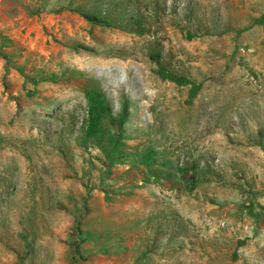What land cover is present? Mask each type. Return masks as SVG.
<instances>
[{"label":"rangeland","instance_id":"rangeland-1","mask_svg":"<svg viewBox=\"0 0 264 264\" xmlns=\"http://www.w3.org/2000/svg\"><path fill=\"white\" fill-rule=\"evenodd\" d=\"M0 264H264V0H0Z\"/></svg>","mask_w":264,"mask_h":264},{"label":"trees","instance_id":"trees-1","mask_svg":"<svg viewBox=\"0 0 264 264\" xmlns=\"http://www.w3.org/2000/svg\"><path fill=\"white\" fill-rule=\"evenodd\" d=\"M80 14L86 19L88 20L89 22H92V23H97V24H100V25H106V26H110L108 21H106L105 19L97 16V15H94L93 13H90V12H86V11H80ZM160 76L164 77V78H170V79H173L175 80L177 83L179 84H186L188 83L189 81L185 78H176L174 76H171V75H168L166 73H164V71H160L159 72ZM193 93V91L191 92ZM190 93V94H191ZM110 118H114L115 117V114L113 112H108L107 114Z\"/></svg>","mask_w":264,"mask_h":264}]
</instances>
